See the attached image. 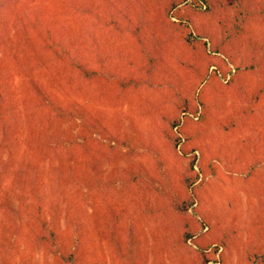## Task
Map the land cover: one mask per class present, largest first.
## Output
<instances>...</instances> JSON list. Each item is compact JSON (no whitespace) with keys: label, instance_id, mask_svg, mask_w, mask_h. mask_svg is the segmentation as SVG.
Here are the masks:
<instances>
[{"label":"rangeland","instance_id":"obj_1","mask_svg":"<svg viewBox=\"0 0 264 264\" xmlns=\"http://www.w3.org/2000/svg\"><path fill=\"white\" fill-rule=\"evenodd\" d=\"M208 1L0 0V264H264V0Z\"/></svg>","mask_w":264,"mask_h":264},{"label":"trees","instance_id":"obj_2","mask_svg":"<svg viewBox=\"0 0 264 264\" xmlns=\"http://www.w3.org/2000/svg\"><path fill=\"white\" fill-rule=\"evenodd\" d=\"M197 2V0H195ZM210 2L208 0H201L202 4L201 6L206 7H210ZM52 51H53V58L50 57V59L52 60H58V61H62L64 62L66 65H70L71 68L77 72L78 75L80 76H84V73L90 75L92 72L93 74H96L97 70L94 68V66L92 68L88 67V65L86 64V59L83 57H79L78 55H74L73 53H71V51L69 50L68 47H66L63 43V41H57V42H50L48 45ZM52 60H49L51 62H53ZM88 69H91L92 72ZM43 94V92H42ZM41 94V95H42ZM46 98L48 99V104L52 106L55 105L54 103V99L51 98V96L46 95ZM42 99L44 100V98L42 97ZM56 107H53V109H55ZM63 114V113H61ZM193 235L191 232L187 234V236H191Z\"/></svg>","mask_w":264,"mask_h":264}]
</instances>
